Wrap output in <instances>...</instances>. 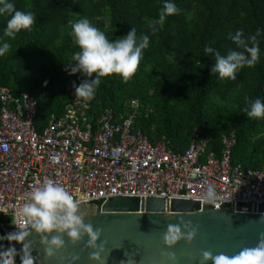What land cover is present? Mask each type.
Listing matches in <instances>:
<instances>
[{"label": "trees", "instance_id": "16d2710c", "mask_svg": "<svg viewBox=\"0 0 264 264\" xmlns=\"http://www.w3.org/2000/svg\"><path fill=\"white\" fill-rule=\"evenodd\" d=\"M16 10L36 17L30 31L14 39L4 37L10 16H0V46L10 49L0 56V84L13 94L26 92L37 100L35 126L42 132L49 119L63 115L72 102L70 89L89 79L70 74L67 65L79 48L70 34L80 19L103 31L110 41L135 28L137 37H149L142 50L139 69L127 82L118 75L102 78L94 99L87 102L85 116L93 123L109 109L114 121L128 112L137 99L135 126L152 141L164 139L174 151L183 152L195 127L207 139L208 151L220 153L222 136L234 134L232 161L244 168L264 165V118H249L244 109L256 99L264 102V0H8ZM165 2L174 3L178 14L159 20ZM259 61L221 79L211 73L214 53L243 51L231 39L242 31L247 39L256 35ZM251 46V41H249ZM94 78V77H93ZM0 245L12 246L6 240ZM36 257L37 253H33ZM20 264V257L15 258Z\"/></svg>", "mask_w": 264, "mask_h": 264}, {"label": "built area", "instance_id": "2783aa9c", "mask_svg": "<svg viewBox=\"0 0 264 264\" xmlns=\"http://www.w3.org/2000/svg\"><path fill=\"white\" fill-rule=\"evenodd\" d=\"M70 94L65 113L53 115L39 132L37 100L0 84V236L18 231L12 224L16 210L33 186L49 178L95 205L127 195L204 203L201 194L208 185L215 187L221 207L264 203V165L233 163L234 134L223 135L221 152L215 153L206 149L208 141L197 126L188 147L174 151L135 126L137 99L121 120L114 121L109 109L93 123L85 116L88 100L76 98L75 88Z\"/></svg>", "mask_w": 264, "mask_h": 264}, {"label": "clouds", "instance_id": "9594fccd", "mask_svg": "<svg viewBox=\"0 0 264 264\" xmlns=\"http://www.w3.org/2000/svg\"><path fill=\"white\" fill-rule=\"evenodd\" d=\"M179 9L172 2H165L159 13V20L154 21L149 27L155 31V25L163 23L166 17L176 15ZM10 16L4 30V37L14 39L22 30L30 31L36 21L31 12L16 10L8 0H0V16ZM74 44L79 48L72 56L74 63L67 65L66 70L70 74L82 73L89 79L84 80L79 86H75L76 98L92 100L95 92L101 83L102 78L118 75L123 82L127 83L138 71L142 59V50L149 47V37L146 35L137 37L135 28L122 37L110 41L105 33L93 26L86 18L72 24L70 33ZM256 35L247 39L242 31H237L231 39L243 51H229L226 56L214 52L211 46H206L205 53H214L215 63L211 73H218L221 79H236L239 69L248 66L253 67L259 61L260 49ZM251 41V46L249 44ZM10 49L8 42L0 46V56H3ZM94 77V78H93ZM249 118H264V102L259 99L251 101L249 107L244 109ZM5 150L7 146L5 145ZM115 151H120L116 149ZM201 200L208 205H213L215 210L221 208L218 203L220 196L213 185H208L201 194ZM82 200L76 198L61 183L53 179H45L33 186L27 194L25 202L16 210L12 224L18 231L0 236V240L9 243L17 242L23 245L20 252L15 247L5 248L0 245V264H16L15 258L20 257V264H35L36 257L32 252V241L27 238L35 232L40 237V243L45 248V255L51 259L65 247L63 235L66 233L73 245L79 243L86 235L88 242L85 245L93 249L89 259L101 261V253L105 250L104 245L97 244L100 239L101 230L93 228L91 223H84V215L80 211ZM180 225H183V230ZM56 233V235H52ZM49 235L52 238L49 240ZM197 235V229L191 222L180 221L178 225H168L167 231L163 234V243L172 248L180 240L191 243ZM161 256L167 261L175 262L176 255L173 252H161ZM201 264H264V234L255 247H245L235 255L219 253L213 255L211 251H202ZM73 262L80 259L78 255L71 257ZM128 264H135L129 257Z\"/></svg>", "mask_w": 264, "mask_h": 264}, {"label": "water", "instance_id": "95a60500", "mask_svg": "<svg viewBox=\"0 0 264 264\" xmlns=\"http://www.w3.org/2000/svg\"><path fill=\"white\" fill-rule=\"evenodd\" d=\"M80 211L85 224L101 230L97 241L105 248L101 261L89 259L93 249L85 247L86 235L73 245L66 233L62 237L65 247L49 259L39 235L33 232L27 239L32 241V252L37 253L35 264H128L129 257L135 264H201L202 251L235 255L245 247H255L264 234V203L245 202L215 210L194 199L170 198L166 202L162 197L127 195L110 197L99 205L82 202ZM181 220L190 221L197 235L191 243L180 240L168 248L163 234L168 225H178ZM14 245L21 251V243ZM162 251L175 253L176 261H167ZM74 255L80 259L73 262Z\"/></svg>", "mask_w": 264, "mask_h": 264}, {"label": "flooded vegetation", "instance_id": "af4514ba", "mask_svg": "<svg viewBox=\"0 0 264 264\" xmlns=\"http://www.w3.org/2000/svg\"><path fill=\"white\" fill-rule=\"evenodd\" d=\"M83 206H85V205H83ZM80 210H81V206H80Z\"/></svg>", "mask_w": 264, "mask_h": 264}, {"label": "crops", "instance_id": "0c3cea01", "mask_svg": "<svg viewBox=\"0 0 264 264\" xmlns=\"http://www.w3.org/2000/svg\"><path fill=\"white\" fill-rule=\"evenodd\" d=\"M241 165V164H240Z\"/></svg>", "mask_w": 264, "mask_h": 264}]
</instances>
